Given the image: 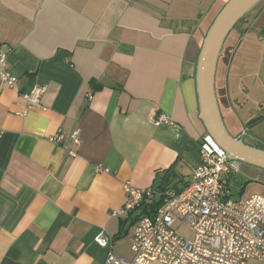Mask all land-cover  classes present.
<instances>
[{
  "label": "crops",
  "instance_id": "0c3cea01",
  "mask_svg": "<svg viewBox=\"0 0 264 264\" xmlns=\"http://www.w3.org/2000/svg\"><path fill=\"white\" fill-rule=\"evenodd\" d=\"M227 1L0 0V47L18 77L15 86L0 80V264H106L110 252L134 257L142 207L115 214L127 201L124 185L156 190L166 173V190L190 181L207 133L197 60L209 21ZM241 23L229 35L218 79L226 125L243 138L264 114L246 123L237 116L230 73L238 81L261 75L251 61L264 63V1L250 23ZM242 84L248 86L240 82L238 91ZM35 86L46 87L40 107L22 97ZM155 115L169 121L156 125ZM59 129H80V145L69 136L52 142ZM258 170L263 181L231 179L234 197L264 196ZM101 231L111 245L95 241Z\"/></svg>",
  "mask_w": 264,
  "mask_h": 264
},
{
  "label": "built area",
  "instance_id": "2783aa9c",
  "mask_svg": "<svg viewBox=\"0 0 264 264\" xmlns=\"http://www.w3.org/2000/svg\"><path fill=\"white\" fill-rule=\"evenodd\" d=\"M9 54L0 47V80L15 86L18 77L10 70ZM45 90V86H35L22 92V97L28 105L40 107ZM153 121L160 125L169 119L155 115ZM80 132L59 129L50 140L60 143L69 136L79 146ZM70 153L76 155L75 150ZM240 166L241 162L229 160L226 151L206 133L191 179L180 191L161 192L125 183L127 201L115 214L128 215L155 195L163 202L152 216L142 218L136 225L134 257L128 259L110 252L106 264H247L252 258L264 262V196H233L230 181L240 172ZM177 221L193 230V238H185L173 229ZM95 241L101 246L112 243L105 231Z\"/></svg>",
  "mask_w": 264,
  "mask_h": 264
},
{
  "label": "water",
  "instance_id": "95a60500",
  "mask_svg": "<svg viewBox=\"0 0 264 264\" xmlns=\"http://www.w3.org/2000/svg\"><path fill=\"white\" fill-rule=\"evenodd\" d=\"M263 0H228L215 16L204 37L196 66L199 118L206 132L228 154L229 160L264 169V149L250 145L228 129L217 90L220 58L236 25ZM237 184L241 185L242 182Z\"/></svg>",
  "mask_w": 264,
  "mask_h": 264
},
{
  "label": "rangeland",
  "instance_id": "374dc122",
  "mask_svg": "<svg viewBox=\"0 0 264 264\" xmlns=\"http://www.w3.org/2000/svg\"><path fill=\"white\" fill-rule=\"evenodd\" d=\"M264 1V0H263ZM262 1V2H263ZM262 2L245 17V19L242 21L241 25L244 22L250 23V21L253 20L255 17L257 11L259 10ZM239 25V24H238ZM229 39V38H228ZM229 41L225 43V49L224 55L227 56V46ZM264 45V41L262 43ZM223 55V57H224ZM254 58H259L258 55H255ZM253 60V58H252ZM255 60V59H254ZM253 66L255 67L254 72L261 73V75L256 76L254 78H249V77H242L237 80L236 76H233L232 70L230 73V89H231V96L232 93L238 96L239 98L236 101H232L233 103V108L236 110L237 116L242 120V122L246 123L250 118L259 116L261 114H264V63H254V61H251ZM234 71V70H233ZM252 80V82H251ZM235 81V82H234ZM240 82H245L248 86H245V84H242L244 86L242 89L238 91L240 88L238 86V83ZM256 82V83H254ZM252 83V84H251ZM238 86V88H237ZM241 86V87H242ZM235 90V92H234ZM218 95L221 101L225 102L224 98V90L221 88V86L218 89ZM232 108V110H233ZM225 118V117H224ZM227 124V122H226ZM228 126V125H227ZM229 128V126H228ZM231 128V127H230ZM231 131V130H230ZM244 141L248 144L255 145L260 148H264V118L262 119L261 123L254 124L252 128L249 129L248 134H246L243 137ZM242 167V172L238 173V178L247 180V179H259L260 177L256 176L257 171H263V170H258V168L247 165L245 163H241ZM247 169H250L251 174L247 173ZM253 173V174H252ZM262 180V179H259ZM263 181V180H262ZM257 184L254 182L250 183L248 186V192L254 191V187H256ZM248 192L242 193V196L246 197L248 196ZM173 229L178 232L180 235L184 236L185 238H193V230L189 227L181 225L179 221H177L173 225Z\"/></svg>",
  "mask_w": 264,
  "mask_h": 264
},
{
  "label": "trees",
  "instance_id": "16d2710c",
  "mask_svg": "<svg viewBox=\"0 0 264 264\" xmlns=\"http://www.w3.org/2000/svg\"><path fill=\"white\" fill-rule=\"evenodd\" d=\"M220 11V10H219ZM218 11V12H219ZM217 12V13H218ZM217 13L215 14V16L217 15ZM215 16L213 17V18H211V20L209 21V24H208V27L211 25V23L213 22V20H214V18H215ZM245 19V18H244ZM243 19V20H244ZM243 20H241L240 22H242ZM239 22V23H240ZM238 23V24H239ZM237 24V25H238ZM236 25V26H237ZM229 38V37H228ZM228 38H227V40H228ZM227 42V41H226ZM218 74H217V90L219 89V87H220V82H219V79H218ZM172 181V178L169 176V174L168 173H166V176L163 178V180H162V183H161V186L158 188V189H156V191H161V192H164L167 188H168V186L166 185V184H169L170 182ZM188 182L189 181H187V182H185V185H187L188 184ZM165 184V185H164ZM184 185V186H185ZM184 186H182L181 188L179 187V188H175V189H177V191H180ZM175 187H178V186H175ZM162 202H163V198L162 197H158V195H155V196H153V197H151V200L150 201H146V199L142 202V203H140V205L134 210V211H136V210H138L140 207H142V209H141V211H140V213L137 215V217H136V220L139 222L142 218H144V217H146V216H152L156 211H157V209L162 205ZM134 211H132L131 213H133ZM130 213V214H131Z\"/></svg>",
  "mask_w": 264,
  "mask_h": 264
}]
</instances>
